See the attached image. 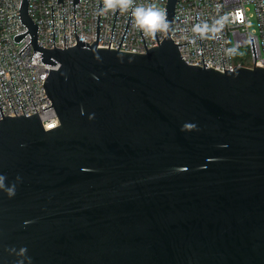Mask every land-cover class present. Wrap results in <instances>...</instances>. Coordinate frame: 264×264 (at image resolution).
Instances as JSON below:
<instances>
[{
    "label": "water",
    "instance_id": "1",
    "mask_svg": "<svg viewBox=\"0 0 264 264\" xmlns=\"http://www.w3.org/2000/svg\"><path fill=\"white\" fill-rule=\"evenodd\" d=\"M176 3L139 54L98 48L101 2L97 42L42 48L22 0L14 40L57 67L44 87L60 125L0 121V174L20 177L0 191V264H264V68L187 64Z\"/></svg>",
    "mask_w": 264,
    "mask_h": 264
},
{
    "label": "built area",
    "instance_id": "2",
    "mask_svg": "<svg viewBox=\"0 0 264 264\" xmlns=\"http://www.w3.org/2000/svg\"><path fill=\"white\" fill-rule=\"evenodd\" d=\"M21 2L0 0V121L8 116L14 118L25 114L29 117L38 113L44 129L48 131L60 125L44 87L50 70L57 67L44 64L41 53L34 49L32 43L20 54L32 39L27 34L19 43L14 40L15 36L28 30L21 21ZM100 2L103 4V0H80L74 5V0H28V14L38 26V45L49 49L73 48L77 46V37L89 46L93 45L98 38ZM141 4H155L167 15V0H135L136 6ZM130 14L131 10L100 14L98 48L147 53L141 31L134 26ZM222 16L229 18L222 38L201 42L195 39L191 29L197 22L211 24ZM174 20L178 21L173 23L171 39L175 44H181L177 47L187 64L204 68L205 63V68L212 67L221 72L225 69L233 71L237 67L264 68V0H177ZM143 36L149 51L158 47L168 32ZM250 38L254 40L258 59L253 54ZM233 47L237 48L238 54L230 57L225 49ZM241 50H244L243 55ZM48 107L51 108L43 110Z\"/></svg>",
    "mask_w": 264,
    "mask_h": 264
},
{
    "label": "clouds",
    "instance_id": "3",
    "mask_svg": "<svg viewBox=\"0 0 264 264\" xmlns=\"http://www.w3.org/2000/svg\"><path fill=\"white\" fill-rule=\"evenodd\" d=\"M131 10L134 26L143 32L145 36H156L157 33H167L170 30L171 22L168 20L166 12L158 8L155 4L148 5H135V0H103V6L100 8V12H127ZM228 16H222L214 19L211 24L207 21L197 23L191 29L195 34V39L199 40H214L219 39L222 35V31L226 23L228 22ZM193 40V43L195 42ZM225 52L228 56H235L238 54L237 48H227ZM194 125L185 124L182 126V130L191 129ZM6 176L0 174V191L6 193L9 198H12L16 194V185L20 181V177H16V181L11 185L6 184ZM9 253L16 252V249H8ZM26 249L20 250V254L23 255ZM18 264H23V261H19ZM30 264V261H29Z\"/></svg>",
    "mask_w": 264,
    "mask_h": 264
},
{
    "label": "rangeland",
    "instance_id": "4",
    "mask_svg": "<svg viewBox=\"0 0 264 264\" xmlns=\"http://www.w3.org/2000/svg\"><path fill=\"white\" fill-rule=\"evenodd\" d=\"M240 54H242V55H243V54H244V50H241V51H240Z\"/></svg>",
    "mask_w": 264,
    "mask_h": 264
}]
</instances>
